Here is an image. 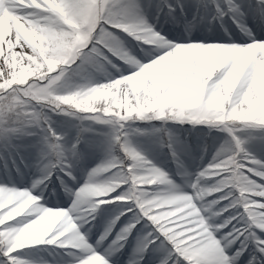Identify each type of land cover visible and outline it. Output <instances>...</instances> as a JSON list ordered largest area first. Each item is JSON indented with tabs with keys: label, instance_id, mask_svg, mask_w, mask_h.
Instances as JSON below:
<instances>
[{
	"label": "rangeland",
	"instance_id": "obj_1",
	"mask_svg": "<svg viewBox=\"0 0 264 264\" xmlns=\"http://www.w3.org/2000/svg\"><path fill=\"white\" fill-rule=\"evenodd\" d=\"M66 1L61 2V7L58 5L53 7L51 4L46 7L45 3H51L50 0H21L18 2L19 5L16 4V11L18 9L19 13L28 14L31 19L27 17L24 19L31 23L30 25L14 15L4 18L7 22L12 17L16 18L13 19V23L18 28L20 41L27 48L29 67L28 70L25 69L27 67L12 68L14 78L12 75H7V79L13 78L15 82L11 85L0 83V121L5 111H14L18 112L24 125L22 130L25 132L30 127L52 126L64 137L56 133L51 139L43 137L38 154L37 147L34 146L38 143V137L24 136L15 140L14 143L19 146L18 149L11 147L6 149L4 143L0 141V166H5L6 169H10L11 165L19 166L20 172L17 175L25 171L47 179L52 169L67 162L66 157L75 156L78 159L73 162L75 176L76 168H79V175L82 176V170H85L88 164L94 168L101 161H106L102 167L90 173L89 185L79 195V203L72 204L73 210L83 213L94 209L99 203H103V200L106 201L97 211L95 220L85 224L86 231L91 233L90 239L97 228L101 229L100 231L103 230L107 221L120 210L121 206H131L132 202L128 201L130 199L136 202L144 215L148 216L160 231L171 237L178 249L187 245L184 251L194 259L197 257L206 259L204 255L206 249L216 247L211 237L209 220L219 223L226 217L224 222L228 223L242 211V209H232V212H225L224 208H230L227 205L220 209L218 200L228 202L230 197H233V190L239 194L238 201L235 199L230 201L233 208L237 203H242L243 199L242 204L246 207L244 210L248 213V218L257 227H264V213L257 211L250 203L248 195L245 194L257 187L256 191L260 192L257 194L262 195L264 185L257 183L246 174L244 169L247 165L242 161L247 157H239L237 152L232 150L231 145V141L238 139L233 135L234 132H238L241 137H256L247 147L258 158L264 159V140L260 139L264 136V132L244 129L246 126L264 125V75H261L258 80L261 87L259 97L263 100L258 108L254 105L251 108L250 103H247L245 107L239 104L243 95L239 97L233 95V101L229 102L224 95L218 94L215 88H210L209 84L199 85L198 89L190 88L194 85L193 73L197 58L200 59L201 68L214 75L225 67L229 69L233 62L229 55H217L209 64L202 53L199 54L200 57L198 53L180 56L177 67L178 74L182 75L177 79L180 83L179 91H171L172 82H175L176 77L173 61L169 59L163 68L165 77H161L159 73L152 74L150 81L153 83V89L150 88V91L146 81L133 83L130 94L127 93V96L122 97L117 106H115L117 97H109L101 92V88L114 82L111 79L116 76L140 71L141 61H147V56L155 57L158 53L167 50L168 46H164L158 40L165 31H170L175 36H198L202 38L200 41L222 35V30L226 32L225 27L228 28L225 23L226 17L223 22L211 19L215 12L211 6L212 0H140L147 18L153 21L150 24L144 19L146 16H128L123 11H117L115 5L119 0ZM238 2L244 4L246 8L249 4H255L254 0H238ZM166 3L185 5L183 13L177 7L175 15L178 21H174L169 15ZM187 4H189L188 7H186ZM5 7L3 3L0 8V19ZM161 8H163L162 11ZM165 17L168 18L163 21ZM105 24L116 28L112 29L115 33L105 28ZM181 26L182 29H179L181 33H179L176 29ZM200 26L204 27L202 33L199 32ZM217 31H219L218 34H216ZM37 33L44 36L45 47L39 45L36 39ZM48 34L52 36L51 39ZM248 39L251 38L248 36ZM3 41V36L0 34V43ZM98 45H103L106 54ZM147 64L149 62L144 65ZM249 68L253 72V63L247 64L240 77H235L234 89ZM129 98L132 101L128 100ZM5 101L7 104L4 103ZM191 102L196 107L205 105L203 113L208 111L209 106L210 109L211 106H215L217 115L212 118L213 121L206 122L204 119H198L193 123L202 125L210 132L213 131L212 129H218L225 135L220 139L200 141L193 148L189 140H185L186 142L182 144L180 133H175L169 128V131L173 132L172 135L177 142L176 148L181 157H176L177 165H174L171 161L173 159L171 151L166 149L167 135L164 131L153 132V129L162 127L161 124L153 123L172 120L176 124H182L184 115L187 113L184 108H189ZM238 105H240L239 113L234 109ZM68 116L78 119L79 122L66 120ZM72 122L75 123L70 124ZM125 125L132 129L139 128L147 131L143 134H135L126 143H122L124 138L116 130ZM82 132L84 133L80 144L81 155L77 156L74 151L75 145L69 146L76 140L77 134ZM198 145L197 156L202 160L206 159L210 163L207 165L211 166L207 173L209 179L204 180L202 184L194 180L191 182L189 179L182 180V185L188 183L186 190L193 189L191 199L184 198L185 194L181 192L173 178L181 179L180 176L195 172L197 165L193 161L190 166H186L183 156L187 154V150L198 149ZM120 150H123L124 155L131 161L127 170L128 175L120 171L105 175L112 169L118 168ZM242 150L241 148L240 151ZM194 158L196 160V157ZM249 171L255 170L249 169ZM256 175H264V173H256ZM58 177H62L63 181ZM56 178L60 181L59 183ZM18 180L23 184L20 176ZM76 182L77 179L69 180L63 176V173L57 171L47 181L48 186L40 194L43 198L46 194V198L55 200L58 193L68 207H71L68 196L73 193L74 188L77 189ZM122 184H128L127 193L124 195L122 193L127 185ZM207 186H214L217 193L212 196L205 194ZM16 191L4 197L0 196V225L25 215L33 219L18 227L0 231V242L10 241L12 245L20 247L39 243L40 236L36 235L31 228L25 233V237L21 234L18 243H15L14 236L25 225L31 224L38 218V209L43 211L40 209V204L31 202L32 204L24 206L23 212L10 214L8 209L18 207L22 200L20 196L22 193L17 189ZM117 195H122L119 197L122 200L113 202V197ZM5 197L8 199L5 200ZM29 197L33 196L29 195ZM168 200L173 201L169 206ZM158 202H160L159 206ZM175 219L182 223L178 226L172 225L170 222ZM195 224H197L196 232L191 229ZM65 225L67 223H59V226L55 227L67 236L64 243L86 247V244H82L77 239L74 232L64 230ZM48 227L49 223L39 227V231H46ZM30 246L32 245L17 250L16 254L30 260L55 261L56 257L65 258L68 252L73 251L71 248L58 246L62 252L55 250L56 255L52 253L47 256L38 254L33 249H26ZM127 248L128 253L125 252L124 255H128L129 258L126 259L129 260L132 255L131 246ZM120 254L121 252L111 258L120 262ZM125 261L121 259V262Z\"/></svg>",
	"mask_w": 264,
	"mask_h": 264
},
{
	"label": "snow or ice",
	"instance_id": "obj_2",
	"mask_svg": "<svg viewBox=\"0 0 264 264\" xmlns=\"http://www.w3.org/2000/svg\"><path fill=\"white\" fill-rule=\"evenodd\" d=\"M165 6L174 21H178L175 15L177 7H179L181 13L184 12L185 8V5L182 3H166ZM211 6L215 10L214 15L211 17L213 21L219 20L223 22L224 18L228 17L241 32H243V29H247V33L252 35V30L246 23V17L250 11L258 18L261 24H264V0H256L254 5L249 4L247 8L244 4L238 2V0H212ZM204 7H208V5H204ZM115 9L117 11H123L128 16H146L144 6L140 0H119L115 5ZM160 10L162 11L163 8ZM104 27L112 32H114L112 29H116L110 24H105ZM225 38L226 37H219V39ZM192 39L202 40V38L198 36H192ZM252 40L264 39H256L253 36ZM98 47H100L101 51L105 52L103 45H98ZM147 57L148 60L153 58L152 56ZM4 103L7 104V101ZM23 128L24 125L18 112L5 111L2 121H0V141H3L6 149L9 147L18 149L19 146L16 145L14 141L21 137H38V143L37 145H34L37 147L38 154L43 137L51 139L54 133L60 134L64 137L63 134L57 133L52 126L30 127L26 129L27 134L25 130H22ZM244 129H255L264 132V125L246 126ZM116 131L120 136H123L124 140L122 143H126L133 135L143 134L147 130L139 128L132 129L125 125ZM160 131H164L167 135V147L171 151L173 162L175 163L176 157L179 156L176 148L177 142L172 133L167 129H153V132ZM83 133L84 132L77 134L76 140L69 146L71 147L72 145H75L74 151L77 156L81 155L80 144L83 140ZM233 135L238 139L231 141L232 150L236 151L239 157H247V159L242 161L247 165V168H245L244 171L257 183L264 185V175H256V173H264V159L258 158L249 151L247 147V145L253 139H256V137H241L238 135V132H234ZM260 139L264 140V136L260 137ZM241 148L243 149L242 151H240ZM119 153L120 164L118 168L112 169L110 172L105 173V175H111L117 171L128 175L127 170L131 161L126 155H124L123 150H120ZM65 159L67 162L61 163L52 169L51 174L48 175L47 179L41 181L40 175L36 176L32 180L30 187L18 188L15 184L10 185L6 182L0 183V187L5 189H26L32 194V196L39 197V203L43 204L41 202L43 197L41 194H38L36 190L44 185L55 172L58 171L63 173L64 177H67L72 181H76L77 179L74 174L73 162L78 159L75 156L66 157ZM105 163L106 161L103 160L92 168L87 174V179L92 171L102 167ZM249 169H254L255 171H249ZM19 172L20 169L17 168V173ZM58 178L63 181L62 177ZM122 185H127L126 190L122 193V195H124L127 193L128 184ZM82 186L78 189H73V192L79 190ZM122 195L113 197V202L122 200L119 199ZM233 199L239 200V194L234 190L233 197H230L229 202ZM251 199L264 203V194L251 197ZM103 201V203H99L94 209L84 211L83 213L73 210L72 206L68 209L73 217H77L76 224L78 226V231L83 237L86 247H76L70 244H65L64 241L67 239V236H59L58 239L53 242V237H56L60 231V229L57 228L48 233L44 242L32 243L23 247L14 246L10 241L0 242V257H2V259H0V264H57L55 261L44 259L39 261L30 260L16 254L17 250L23 249L26 246L38 245L41 243L58 245L62 248H71L73 251L68 252L67 255L72 257V259L66 261L65 264H87L89 257L94 255L101 257L104 264H114L111 257L122 252V250L129 246H131L132 255L126 264H264V227H257L256 224L252 223L248 218V213L245 212L242 203H237L235 208H231L242 209V211L239 212V216H235L230 222H224L226 217H224L219 223L212 222V219L209 220L211 237L215 241L216 247H208L206 249L204 254L206 259H201L199 257L194 259L184 251V248H186L187 245L178 249L171 237L160 231L158 226L153 224L148 216L144 215L140 208L137 207L136 202L130 199L128 201L132 202L131 206H121L120 210L110 217L99 236L96 237V242L93 243L90 239L89 232L84 231L83 229L85 224H90L91 221L95 220L96 213L100 209V206L106 203L105 200ZM5 211H7V209H5ZM257 211L264 212V207L257 209ZM206 215L208 214L206 213ZM30 219H33V217L27 215L17 217L14 220L0 225V231L18 227L27 223ZM226 229L227 231H225ZM101 248L103 250H101Z\"/></svg>",
	"mask_w": 264,
	"mask_h": 264
},
{
	"label": "bare ground",
	"instance_id": "obj_3",
	"mask_svg": "<svg viewBox=\"0 0 264 264\" xmlns=\"http://www.w3.org/2000/svg\"><path fill=\"white\" fill-rule=\"evenodd\" d=\"M3 1L4 3L5 2L7 3L6 4L7 6L5 7V10L3 11L2 17L0 19V34L3 35V40H4L3 42L0 43V83H10L9 82L10 79H7V75H13L14 72L12 68L17 69L19 67H23V68L27 67L25 69L28 70V67H29V64H28L29 57H27V54H26L27 48L24 45V43L20 41L19 39L20 35L18 33V28L13 23L14 21L13 18L16 17L17 19L23 22H27L24 18L27 17L28 19H31V17L28 14L19 13L18 9L16 11V8H17L16 4H18V2H20L21 0H0V5L3 4ZM44 1H47V0H44ZM50 1L51 3H48V2L45 3L46 7H49V4H51V6L53 7H56L57 5L61 7V2L65 0H50ZM12 15H14V17L8 20L9 22L5 21L4 19L5 17H9V16L11 17ZM22 18L24 20H22ZM148 22L150 23V20H148ZM30 24L31 23L27 22V25H30ZM262 25L264 26V24ZM200 29H201L200 33H202L203 28L199 27V30ZM36 36H37L36 39L38 40L39 45L41 47H45L44 36L41 35L40 33L39 34L37 33ZM262 36H263L262 38L261 37H255V38L264 39V32L262 33ZM48 37L51 39L52 36L49 35ZM211 38L212 39L207 41V43L200 44L199 42H195V40H192V39H191L192 41H187L188 39H186V37L181 36L175 41V44H173L172 47H169L167 51H164L163 53H161L162 55H159V57L157 55L155 58H153L152 62H150L147 65H144L141 63L142 69L140 71L138 72L136 71L130 74H121L120 76H117L111 79L114 82L104 85L101 88L102 89L101 92L105 93V95L109 97H114V96L117 97L115 100V106H117L118 103L123 99L122 97L128 95L127 93H129L130 89L132 88L133 83L146 81L148 82L147 86L149 87V91H150L151 89H153V85H152L153 83L150 81L152 74L159 73L161 77H165L166 73L163 71V68L169 59H172L173 61L172 64H173V68L175 72L174 76L176 77L175 82H172L171 91L172 92L179 91L180 83L177 79L178 77H181L182 75L178 74L177 67H178V60L180 56L182 57L185 55L184 53H187V54L193 53V52L198 53L199 57L201 53L205 54L208 64L211 61V59H214V57L217 55L218 56L229 55L232 57L233 62L231 63V66L228 69V74H226L224 80L220 82L218 86L215 87L216 92L218 94L224 95L226 99H228L229 102H232L234 99L232 96L234 95L233 94V89H234L233 82H234L235 77L236 76L240 77V74L245 70L247 64L253 63L254 68H253V72L251 75L250 84L247 90L242 94L243 96L239 104H243L245 107L247 103H250L251 108H253L252 105H254L256 108H258V106H261L263 103V100L262 98L259 97V90L261 89V87L258 84V80L261 78V75H264V44H261V43L248 44L247 42H250L253 38L246 42L242 40L239 42L238 40L235 42L234 41L224 42V41L218 40L217 35ZM164 46H168L167 43H165ZM170 57H173V58H170ZM199 62H200V59L197 58L195 66H194L196 69L193 73L194 85L193 87H190V88L198 89L199 85H202V86L208 85L209 80L213 75V73L205 72L201 68V64ZM128 100H131V98H129ZM239 106L240 105L234 108L237 113L240 112ZM158 172L160 173V171ZM206 192L209 193L212 191H210L209 189V190H206ZM252 192L254 196H259L257 193H260V192H257L255 189L252 190ZM20 196H22L21 197L22 200L19 206L21 205L26 206L28 204H32L31 202L40 204L39 199L32 201L30 198H28L27 193L26 195L22 193ZM20 196L18 197L20 198ZM7 199L8 198H6L5 200ZM252 201L255 205H257L258 209L261 207H264V203H261L260 201H256V200H252ZM41 202L46 205L48 204L49 206L44 207V205L40 204V209L44 211H40L38 209L37 211L38 218L35 219L31 224L25 225L24 228H22L19 231V233H17L14 236L15 243H18L19 241L18 238L21 236V234L25 237V233L29 231V228L33 229L36 235L40 236L41 242H44L48 233L53 231L51 228L52 224L54 223L59 224L60 221H64L62 217V214L64 212L63 210H55V212L47 211L48 207H52L56 205L58 203L57 201H52V200L44 198L42 199ZM171 203H173L172 200L167 201L168 206ZM157 205L159 206L160 202H158ZM174 212L175 211H173V213ZM66 216H67L66 221L69 222V224L68 226L64 228V230L76 232L75 229L73 228V225H74L73 216L71 215L70 212L67 213ZM47 223H49V227L47 228V230L39 231V227L41 226L44 227L47 225ZM170 223L172 225L178 226L182 222L180 221L178 222L175 219V220H172ZM196 227H197V224L193 225L191 229L195 230L196 232ZM198 230H200L199 227H198ZM63 235L64 234L62 233H58L56 237H53V241L55 242L59 236H63ZM78 238L79 240L81 239V236L79 234H78ZM43 245L44 243H41L38 245H34V247L43 246ZM99 258H100L99 256H95V255L91 256L89 257L87 264H93V261L98 262Z\"/></svg>",
	"mask_w": 264,
	"mask_h": 264
},
{
	"label": "clouds",
	"instance_id": "obj_4",
	"mask_svg": "<svg viewBox=\"0 0 264 264\" xmlns=\"http://www.w3.org/2000/svg\"><path fill=\"white\" fill-rule=\"evenodd\" d=\"M248 44L251 43H261L264 44V40H252L250 42H247ZM150 62V60H147L148 63ZM130 74V73H129ZM226 74H228V67H225L224 69L216 72L209 80V87L210 88H215L216 86H218L220 84V82H222L226 76ZM251 75H252V69L249 68L240 78V81L238 82V84L236 85V88L233 89V94L237 97L241 96L248 88L250 81H251ZM24 206H18L15 208H9L8 211L10 212V214H19L21 212H23Z\"/></svg>",
	"mask_w": 264,
	"mask_h": 264
},
{
	"label": "flooded vegetation",
	"instance_id": "obj_5",
	"mask_svg": "<svg viewBox=\"0 0 264 264\" xmlns=\"http://www.w3.org/2000/svg\"><path fill=\"white\" fill-rule=\"evenodd\" d=\"M5 84H8V83H5ZM11 85V84H10Z\"/></svg>",
	"mask_w": 264,
	"mask_h": 264
},
{
	"label": "trees",
	"instance_id": "obj_6",
	"mask_svg": "<svg viewBox=\"0 0 264 264\" xmlns=\"http://www.w3.org/2000/svg\"><path fill=\"white\" fill-rule=\"evenodd\" d=\"M214 109H216V108L214 107Z\"/></svg>",
	"mask_w": 264,
	"mask_h": 264
}]
</instances>
